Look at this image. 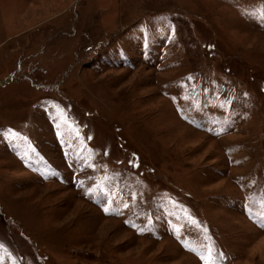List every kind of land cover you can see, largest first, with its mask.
<instances>
[{"label":"rangeland","instance_id":"374dc122","mask_svg":"<svg viewBox=\"0 0 264 264\" xmlns=\"http://www.w3.org/2000/svg\"><path fill=\"white\" fill-rule=\"evenodd\" d=\"M0 264H264V0H0Z\"/></svg>","mask_w":264,"mask_h":264},{"label":"snow or ice","instance_id":"6c2138e0","mask_svg":"<svg viewBox=\"0 0 264 264\" xmlns=\"http://www.w3.org/2000/svg\"><path fill=\"white\" fill-rule=\"evenodd\" d=\"M189 79H191V77H189ZM106 211H107V209H106ZM202 259H203V257H202Z\"/></svg>","mask_w":264,"mask_h":264}]
</instances>
